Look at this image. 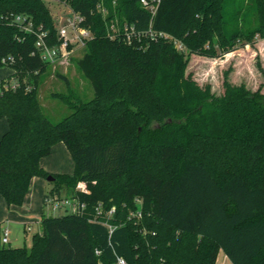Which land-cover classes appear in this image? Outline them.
<instances>
[{
  "label": "trees",
  "instance_id": "trees-1",
  "mask_svg": "<svg viewBox=\"0 0 264 264\" xmlns=\"http://www.w3.org/2000/svg\"><path fill=\"white\" fill-rule=\"evenodd\" d=\"M67 4L93 34L78 66L94 98L76 99L59 74L68 93L58 96L72 113L53 123L38 97L50 64L36 36L12 21L27 16L57 45L50 8L45 0H0V67L13 70L0 81V120L9 124L0 194L21 207L32 179L52 176L45 198L76 197L86 207L43 215L31 247L4 244L0 224V264H115L117 256L128 264H216L221 251L232 264H264V83L252 91L225 72L224 92L215 95L188 73L194 55L217 58L263 39L264 0H162L154 16L140 0ZM126 23L137 33L131 43ZM13 81L20 86L5 89ZM58 143L73 158L72 175L41 166Z\"/></svg>",
  "mask_w": 264,
  "mask_h": 264
},
{
  "label": "rangeland",
  "instance_id": "rangeland-1",
  "mask_svg": "<svg viewBox=\"0 0 264 264\" xmlns=\"http://www.w3.org/2000/svg\"><path fill=\"white\" fill-rule=\"evenodd\" d=\"M45 1L50 8L55 25L57 27L65 25L67 19L71 17L69 7L53 0ZM85 51V48H78L68 59L50 64L41 77L38 97L45 114L53 123L62 121L72 113L68 105L58 96L68 93L67 84L59 77V74L68 78L76 99L88 102L94 98V88L78 66V60L84 56ZM0 69L4 70L5 67ZM225 72H228V79L232 84H245L252 91L258 90L264 83V38L257 39L254 44L239 45L234 51L217 58L194 55L188 68V73L193 79L200 86L211 85L212 93L215 95H221L224 92ZM43 162H47L56 173L69 175L74 173V161L64 143L55 145L52 153L45 157ZM45 183L48 186L52 185V182L47 180ZM44 211L46 216L55 217L67 213L64 209L54 211L45 204ZM34 233V230L25 233L20 226L16 227L9 237V246L13 248L30 246Z\"/></svg>",
  "mask_w": 264,
  "mask_h": 264
},
{
  "label": "built area",
  "instance_id": "built-area-1",
  "mask_svg": "<svg viewBox=\"0 0 264 264\" xmlns=\"http://www.w3.org/2000/svg\"><path fill=\"white\" fill-rule=\"evenodd\" d=\"M53 1H57L68 6L67 4L68 0H53ZM140 1L142 6L147 11H149L153 16L156 14L162 2V0H140ZM69 9H70L71 17L67 19V23L65 25H61L57 27V38L59 41V44L57 45L50 44L48 42L49 41L48 40L49 37H47L48 35L45 32H42L41 29L36 30L34 28L33 22L27 16L16 15L12 19L13 24L18 25L23 31L34 34L36 36L37 53L40 55L41 59L46 63L53 64L59 60L68 59L78 48H85L86 41L93 38V34L91 33V31L82 27V23L85 20L84 17L74 12L71 8ZM102 12L105 13L106 11L102 9ZM114 25L115 24H112L111 27L114 31L112 37L116 38L121 35V32L120 29L116 28ZM124 25L125 26L122 29V32L124 34V37L127 39V41L131 43V35H137V33L133 26H129L127 23ZM151 35L153 36L154 34L151 32ZM158 36L172 40L179 50H184L183 44L180 41L171 37L170 35L166 33H159ZM13 61H14L13 58H10L9 60L4 58L2 60L3 63L13 62ZM19 86L20 84L17 81H13L11 83L5 84L4 87L5 89L16 90ZM29 89L30 88H28V90ZM81 190L82 188L79 185L77 187V191H81ZM44 202L46 207H50L54 211L64 209L66 212L77 213L79 211H83L86 207L85 203L80 202L78 198L70 197V196H63L60 198L48 196L45 198ZM96 210L99 214H101L102 213L101 205H99ZM114 211L115 208L109 211V215H111ZM134 215L141 217L140 212ZM100 223L109 227L110 230L113 229L106 222H100ZM9 237H10V230L9 229L3 230L2 242L4 244L10 243ZM96 254L99 255L100 251H96ZM115 264H128V263L124 257L117 256Z\"/></svg>",
  "mask_w": 264,
  "mask_h": 264
},
{
  "label": "crops",
  "instance_id": "crops-1",
  "mask_svg": "<svg viewBox=\"0 0 264 264\" xmlns=\"http://www.w3.org/2000/svg\"><path fill=\"white\" fill-rule=\"evenodd\" d=\"M12 73L13 70L8 67H5L4 70L0 69V81L9 77ZM8 129V121L6 119L0 120V140ZM43 159L45 160V158ZM43 159L41 160V166L44 168V170H46L48 173H56L50 168L47 162H43ZM45 182L46 179H43L41 177H35L32 179L29 192L26 195L24 201V205L21 207H9L5 199L0 194V224L3 230L9 229L11 235L12 230L20 226L25 233L31 232L33 230L35 231V233L41 232V219L43 215H45L44 199L49 190L52 188V186H48ZM31 245L32 240L30 246L27 247H31ZM216 264L232 263L227 255L223 251H221L218 255Z\"/></svg>",
  "mask_w": 264,
  "mask_h": 264
},
{
  "label": "water",
  "instance_id": "water-1",
  "mask_svg": "<svg viewBox=\"0 0 264 264\" xmlns=\"http://www.w3.org/2000/svg\"><path fill=\"white\" fill-rule=\"evenodd\" d=\"M54 180H55V178L52 177V176H49V177L47 178V181H48V182H53Z\"/></svg>",
  "mask_w": 264,
  "mask_h": 264
}]
</instances>
